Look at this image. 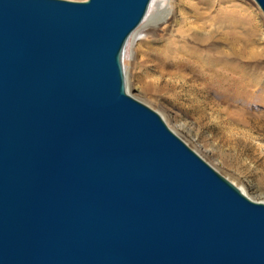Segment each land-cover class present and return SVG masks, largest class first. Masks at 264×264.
Returning a JSON list of instances; mask_svg holds the SVG:
<instances>
[{"label": "water", "instance_id": "1", "mask_svg": "<svg viewBox=\"0 0 264 264\" xmlns=\"http://www.w3.org/2000/svg\"><path fill=\"white\" fill-rule=\"evenodd\" d=\"M151 1L0 0V264H264V202L128 91Z\"/></svg>", "mask_w": 264, "mask_h": 264}, {"label": "rangeland", "instance_id": "2", "mask_svg": "<svg viewBox=\"0 0 264 264\" xmlns=\"http://www.w3.org/2000/svg\"><path fill=\"white\" fill-rule=\"evenodd\" d=\"M172 1L169 21H159L154 30L138 34L127 51L128 91L158 111L167 125L223 176L253 200L264 202V133L254 132L251 125L233 122L227 116L225 103L207 101L191 82L171 76V71L159 65L163 48L181 33L187 35L189 27L202 22L192 17L188 8L178 6L180 0ZM170 2L153 0L150 10L157 13L160 5ZM238 3L249 7L256 16L254 22L259 28L251 45L255 55L253 66L264 74V12L255 0ZM250 134L254 137L247 136ZM256 145L261 148H255Z\"/></svg>", "mask_w": 264, "mask_h": 264}, {"label": "bare ground", "instance_id": "3", "mask_svg": "<svg viewBox=\"0 0 264 264\" xmlns=\"http://www.w3.org/2000/svg\"><path fill=\"white\" fill-rule=\"evenodd\" d=\"M194 1L180 0L177 5L188 8L191 16L202 22L164 47L159 65L171 71V76L191 82L207 101L225 103L227 116L233 122L251 125L254 132L264 133V74L253 66L252 43L259 28L253 10L238 0ZM172 2L160 5L158 12L153 13L151 1L145 18L127 41L124 66L127 51L137 35L154 30L159 21H169Z\"/></svg>", "mask_w": 264, "mask_h": 264}]
</instances>
